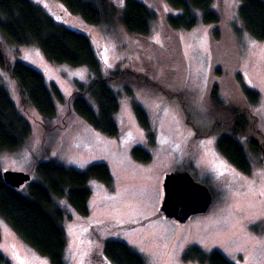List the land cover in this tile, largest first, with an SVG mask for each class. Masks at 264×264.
<instances>
[{"label": "rangeland", "instance_id": "rangeland-1", "mask_svg": "<svg viewBox=\"0 0 264 264\" xmlns=\"http://www.w3.org/2000/svg\"><path fill=\"white\" fill-rule=\"evenodd\" d=\"M31 1L52 9L57 6L71 27L90 38L107 78L122 71L146 75L149 79L157 73L167 79L169 65L164 59L169 57L159 47L162 41L160 26L164 17L177 16L181 12L165 1L140 0L158 14V21L150 25L147 39L129 35L117 19L110 25H86L53 0ZM239 4V0H227L222 21L217 26L221 38L212 55L211 27L202 22L199 11H194L196 25L190 30L175 32V35L179 34L185 61L180 63L182 68L176 70L174 84L164 83V86L171 96H180L185 90L192 98L201 101V115L204 120L213 122L214 113L219 114L221 110L216 112L211 104L203 102L208 95L211 66L213 69L219 63L211 65L212 57L216 55L217 60L222 58V62L228 65L229 54L238 55L233 69L241 74L245 88L259 95L258 103L249 109L257 117V126L264 135V40L256 41L244 29L238 14ZM216 8L217 0H214L212 9ZM0 43L9 63L21 61L35 68L44 76L48 88L54 84L62 98L53 97L56 116L43 126L40 114L31 106L24 107L18 86L9 72L0 68V85L31 126V135L22 149L0 153V171L30 175V182L19 188L24 195H27L29 183L40 181L35 171V164L39 161L53 160L77 170H84L92 164H105L115 182L112 186L95 180L89 182L91 198L86 217L77 214L65 199L55 198L66 214L63 222L65 264H113L102 252L107 240L125 243L141 256L144 264H200L183 260V251L188 246L206 252L217 250L234 264H264L263 154H253L248 148L246 157L251 171L242 174L219 152L215 134L212 135L216 127L203 126V141L193 136L190 127L195 120L192 124L187 121V115L176 98L168 99L157 87L156 90L136 83L130 74L119 81H110L119 100L115 119L123 130L121 138H107L90 127L71 107V97L77 85H88L91 81L86 67L51 64L35 45H11L2 39ZM221 83L223 100L248 106L232 73L227 74ZM122 84L129 85L135 92L150 120L156 112L158 115L159 104L164 107L157 124L156 146L148 145L147 134L139 124L131 98L120 86ZM87 99L96 110L95 103L89 97ZM138 145L146 148L152 156L149 163L133 159L131 151ZM179 168L188 170L215 196L206 214L191 217L185 225L167 219L159 212L164 197V177ZM92 251L99 257H91ZM0 253L7 260L5 264H50L25 244L1 216Z\"/></svg>", "mask_w": 264, "mask_h": 264}, {"label": "trees", "instance_id": "trees-1", "mask_svg": "<svg viewBox=\"0 0 264 264\" xmlns=\"http://www.w3.org/2000/svg\"><path fill=\"white\" fill-rule=\"evenodd\" d=\"M62 6L70 15L78 17L83 23L91 26L110 25L116 19L131 36L147 39L152 22L158 21L155 9L140 0H53ZM174 10L180 11L177 16H166L161 28V47L169 59L168 77L156 75L149 79L146 75L130 74L117 71L111 78L103 72L90 38L82 31L71 27L58 7H47L33 3L31 0H0V39L17 46H37L44 58L51 64L69 65L74 68L86 67L91 75L88 85H77L71 97L73 111L90 127L107 138H121L122 128L115 116L119 110L118 94L110 87L111 80L119 81L130 74L136 83L157 87L168 99L176 98L193 126L216 127L217 148L221 155L242 174H249L251 165L246 157V150L264 156V135L257 126V117L249 107L259 101L257 92L244 86L241 74L233 69L239 56L228 57V65L212 57L207 99L216 112L212 120H204L200 112L203 103L188 95H169L164 83L174 84L176 70L185 61L179 34L175 32L190 30L196 23L194 11L201 14V20L211 27V55L215 44L220 41V30L217 26L222 21V12L227 0H217L216 10L212 9L214 0H163ZM239 18L244 29L256 40H264V0H239ZM147 41V40H146ZM149 43L152 41L148 40ZM153 48V45L151 46ZM158 47V46H157ZM158 51V48L156 49ZM219 65V66H218ZM224 65V67L222 66ZM222 66V67H221ZM0 68L7 70L16 82L21 101L33 107L42 117L43 126L49 124L56 116L53 97L61 100L59 90L54 84L48 88L44 76L35 68L21 62L9 63L0 43ZM157 72V71H156ZM234 75L237 87L242 91L248 106L239 102H226L221 97L222 79L228 74ZM131 98L135 116L147 134L150 147L157 145V127L165 110L162 104L157 106L153 120H150L145 109L138 102L135 92L129 85H120ZM156 89V90H157ZM153 96V94H151ZM161 96V95H160ZM96 105V110L87 98ZM162 99L165 100L163 96ZM185 97V98H182ZM206 100V101H205ZM197 120V122H196ZM204 123V124H203ZM192 124V123H191ZM31 135V126L17 109L8 92L0 85V153L16 152L22 149ZM131 155L134 160L149 163L150 153L142 145L133 147ZM35 171L40 181L29 183L27 195L19 189L7 185L0 171V216L10 225L13 232L50 264H65L66 231L63 228L65 211L55 202L65 199L69 206L79 215L88 216V202L91 198L89 182L95 180L107 186L114 185V179L105 164L97 163L77 170L65 167L53 160L39 161ZM211 191V190H210ZM212 192V191H211ZM102 252L113 264H144L141 256L128 245L116 240L103 243ZM183 260L197 261L200 264H234L219 251L206 252L196 246H188L183 251ZM7 263L0 253V264Z\"/></svg>", "mask_w": 264, "mask_h": 264}, {"label": "water", "instance_id": "water-1", "mask_svg": "<svg viewBox=\"0 0 264 264\" xmlns=\"http://www.w3.org/2000/svg\"><path fill=\"white\" fill-rule=\"evenodd\" d=\"M7 185L19 189L30 182V175L5 171ZM164 197L159 212L167 219L186 224L195 215L206 214L214 203V196L203 183L196 181L186 169H176L164 177Z\"/></svg>", "mask_w": 264, "mask_h": 264}, {"label": "flooded vegetation", "instance_id": "flooded-vegetation-1", "mask_svg": "<svg viewBox=\"0 0 264 264\" xmlns=\"http://www.w3.org/2000/svg\"><path fill=\"white\" fill-rule=\"evenodd\" d=\"M190 129H191V131H192V134H193V136H196V137H198V138H200L202 141H203V126L202 127H200V128H196L195 126H192V127H190ZM200 134V135H199ZM213 194V193H212ZM213 196H214V194H213ZM215 197V196H214ZM215 199V198H214ZM160 215L161 216H163L161 213H160ZM191 219V218H190ZM177 222V221H176ZM189 222V221H188ZM187 222V223H188ZM178 223V222H177ZM186 223V224H187ZM181 225H185V224H181ZM91 257H99L98 256V254H96V252H94V251H92L91 252Z\"/></svg>", "mask_w": 264, "mask_h": 264}, {"label": "snow or ice", "instance_id": "snow-or-ice-1", "mask_svg": "<svg viewBox=\"0 0 264 264\" xmlns=\"http://www.w3.org/2000/svg\"><path fill=\"white\" fill-rule=\"evenodd\" d=\"M21 264H22V262H21Z\"/></svg>", "mask_w": 264, "mask_h": 264}]
</instances>
